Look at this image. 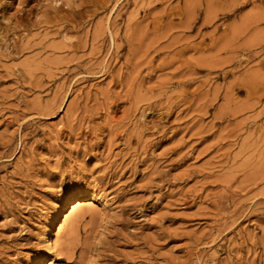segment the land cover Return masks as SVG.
I'll return each instance as SVG.
<instances>
[{
	"label": "rangeland",
	"instance_id": "rangeland-1",
	"mask_svg": "<svg viewBox=\"0 0 264 264\" xmlns=\"http://www.w3.org/2000/svg\"><path fill=\"white\" fill-rule=\"evenodd\" d=\"M39 260L264 264V0H0V264Z\"/></svg>",
	"mask_w": 264,
	"mask_h": 264
},
{
	"label": "bare ground",
	"instance_id": "bare-ground-1",
	"mask_svg": "<svg viewBox=\"0 0 264 264\" xmlns=\"http://www.w3.org/2000/svg\"><path fill=\"white\" fill-rule=\"evenodd\" d=\"M62 200V199H61ZM88 200V195L84 194V191H82V189L80 188H77V189H73V190H69L66 198L62 201L63 204H66V206L69 207V214H67L65 217H64V220H63V223L67 222L68 221V217L69 215L72 213V212H77L78 210L80 211V207H82V201H86ZM61 206V205H60ZM60 214V212L58 213ZM58 216V215H57ZM57 220V217L55 220L51 221V227L55 224ZM79 222V221H78ZM62 223V224H63ZM78 224V223H77ZM61 232V231H60ZM48 233H51V228H49L48 230ZM62 233V232H61ZM58 236V232L56 234ZM60 235V234H59ZM48 242V245L50 247V249H58L59 245L56 244L55 242H53V240L51 239H48L47 240ZM67 249V248H66ZM77 250V249H76ZM54 251V250H52ZM66 251V250H65ZM71 251V255L75 254V249L72 248L70 249ZM68 252V251H67ZM61 253V252H60ZM66 254V253H65ZM69 254V253H68ZM67 255V254H66ZM35 264H43V261H37Z\"/></svg>",
	"mask_w": 264,
	"mask_h": 264
}]
</instances>
